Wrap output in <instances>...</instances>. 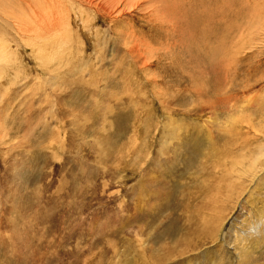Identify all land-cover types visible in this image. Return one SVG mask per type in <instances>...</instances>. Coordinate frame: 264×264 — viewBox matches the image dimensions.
I'll return each mask as SVG.
<instances>
[{"label": "rangeland", "instance_id": "rangeland-1", "mask_svg": "<svg viewBox=\"0 0 264 264\" xmlns=\"http://www.w3.org/2000/svg\"><path fill=\"white\" fill-rule=\"evenodd\" d=\"M0 49V264H264L227 230L263 174L210 233L263 152L264 0H0Z\"/></svg>", "mask_w": 264, "mask_h": 264}, {"label": "bare ground", "instance_id": "bare-ground-1", "mask_svg": "<svg viewBox=\"0 0 264 264\" xmlns=\"http://www.w3.org/2000/svg\"><path fill=\"white\" fill-rule=\"evenodd\" d=\"M4 58H5V56L2 52V50L0 49V62H3ZM232 120H233V118H232ZM232 120H230V121H232ZM233 121L235 122V120H233ZM252 126H253V124H252ZM250 128H251V126H250ZM263 130H264V127H263ZM257 131H255V132H257ZM262 134H263V132H261V134H257V137H254V135H253V140L256 139L255 141H259V139H261V138H262V140H264V134L263 135ZM260 150L264 152V144H263V147L260 148ZM263 152L260 153L257 151L256 153H254L250 157V160L248 161L247 150L246 151L243 150L239 154L240 157L238 158L237 165H235L233 167H232L231 162H232V160L235 159L234 156L233 157L227 156L228 162H226V163L223 162V164H221L222 162L220 163L222 166L221 167L222 174H221V180L220 181L225 180L226 184L225 185L219 184L217 187V192H220V191L223 192V190H226V188L228 189L229 185L230 184L232 185V181H231L232 176L234 174L238 175V173L240 171L242 172V174L244 172V175H247L249 177L247 182H246L247 185L243 187V184L241 183L242 185L240 186V191L242 190L241 192H245V191L247 192L249 190V188L247 190V187H249L250 183H256V181L258 180V177L261 174H263V177H264V172H262V169L264 170V153ZM238 178H239V175H238ZM238 180H236V181H238ZM241 192L239 194L235 195L236 201L240 198ZM246 196L247 197H245L243 199L244 201L249 198V192L246 193ZM227 197H228V194L225 195V191L223 193H221V197H220V201H219V205H218V207H219L218 208V215L214 220H212V223L210 224V233L217 230L220 233L219 237L221 238L222 241L224 240V236H225V233L222 232V226L224 225V224L222 225V223L231 215V213L235 207V204H236V202H233V199L228 200ZM246 201H248V200H246ZM245 205L240 206V209L236 215L232 214V217H231L232 221L231 220L229 221L227 230H229V229L231 230L235 226V222L241 216L246 215V217L248 218L247 221L240 222V224L238 226H235L236 231L234 233L238 237L240 236L239 237V240H241L240 243L248 246L249 243H254L256 241H263L264 240V215H262V212H260L261 214H259V215H255L252 212H248V210H246V208H245ZM219 224H221V225H219ZM218 225H219V228H218ZM217 237H218V234H217ZM172 252L173 251L171 249H169L170 254L167 257H170L172 255Z\"/></svg>", "mask_w": 264, "mask_h": 264}]
</instances>
